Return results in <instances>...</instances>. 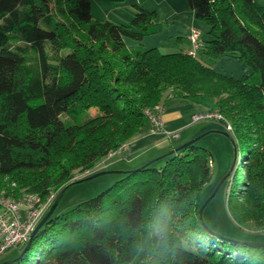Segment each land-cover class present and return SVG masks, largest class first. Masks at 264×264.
Wrapping results in <instances>:
<instances>
[{"label": "trees", "instance_id": "obj_1", "mask_svg": "<svg viewBox=\"0 0 264 264\" xmlns=\"http://www.w3.org/2000/svg\"><path fill=\"white\" fill-rule=\"evenodd\" d=\"M186 1L208 28L195 54L142 48L157 29L156 11L137 3L125 24L93 17L91 0H0V177L16 185L5 196L44 200L84 180L70 181L149 130L147 108L179 101L191 121L217 111L214 120L230 125L227 208L240 229L248 218L264 225V5ZM199 53L250 69L227 75ZM168 151L52 214L10 264H264V246L245 242L251 236L219 237L204 221L207 205L200 218L211 178L207 149L193 142Z\"/></svg>", "mask_w": 264, "mask_h": 264}, {"label": "rangeland", "instance_id": "obj_2", "mask_svg": "<svg viewBox=\"0 0 264 264\" xmlns=\"http://www.w3.org/2000/svg\"><path fill=\"white\" fill-rule=\"evenodd\" d=\"M136 3L146 9L156 11L154 24L157 29L155 32L144 36L140 43L142 48L156 47L162 53H171L190 47L189 35L194 30L201 32V39L209 37L205 22L194 17L193 13L188 9L186 0H91V13L96 18L109 19L126 24L130 22L135 13ZM126 42L131 46L138 45L137 41L130 38H127ZM199 56L203 62L208 63L215 70L234 77H240L250 69L248 65L239 61L237 58L221 56L209 63L200 53ZM166 106V114L171 117L169 119V127L180 126V129L171 130L165 128L168 134L177 132L176 137L169 138L167 137L168 135L165 136L164 134H152L148 130L147 134L149 135L145 136L136 145L137 149L135 150L134 156L137 158L135 160L130 162L127 159L125 160L124 157L129 152L128 144L130 145L132 140L138 135L126 142L120 149L110 152L92 170L83 172L75 171L70 181L101 170L108 172L91 179L73 182L59 193L57 192L60 188H57L53 192L55 194L53 201H58L53 215L66 211L79 202L105 190L121 177L122 172L119 173L116 171L124 170L125 168L135 169L140 167L149 160L159 157L168 151L171 145L183 143V140L188 137H190L188 140H191L200 136L196 143L206 148L211 158V178L204 186L205 195L209 196L234 162L235 145L232 141V134L226 131L225 126L221 122L214 119H201L192 122L191 114L185 112L186 107L179 101H171ZM95 112L96 107H90L88 110L90 115ZM175 114H179V116ZM231 177L230 175L229 180ZM12 181L10 176L0 177V197H8L3 193L16 186ZM226 182L221 184L213 198L207 204L203 212L204 221L210 229L218 233L235 237L244 231L245 234L251 236L255 241L264 242V225L257 226L255 222H252L253 220L251 218H248L247 221L243 222L247 227L244 230L240 229L233 220L226 204V195L228 193ZM23 193L32 194L33 192ZM255 231L262 233H253V235L249 233ZM19 253L16 249L6 251L0 257V264L13 260Z\"/></svg>", "mask_w": 264, "mask_h": 264}, {"label": "built area", "instance_id": "obj_3", "mask_svg": "<svg viewBox=\"0 0 264 264\" xmlns=\"http://www.w3.org/2000/svg\"><path fill=\"white\" fill-rule=\"evenodd\" d=\"M200 32L194 30L190 33L189 54H195V50L200 46ZM164 107L156 105L153 109L147 108L145 114L150 123L149 131L152 134H164L172 138L177 136V132L168 134L162 118ZM222 115L215 112L198 113L192 116V121L201 119H219ZM230 129V125L226 126ZM55 194H49L40 201L36 193H23L18 197H0V257L8 250L23 247L29 239L31 232L45 210L53 202Z\"/></svg>", "mask_w": 264, "mask_h": 264}, {"label": "water", "instance_id": "obj_4", "mask_svg": "<svg viewBox=\"0 0 264 264\" xmlns=\"http://www.w3.org/2000/svg\"><path fill=\"white\" fill-rule=\"evenodd\" d=\"M200 136H197V137H195V138H193V139H191V140H188V141H186V142H184V143H182V144H180L179 146H177V147H175V148H173V149H171V150H169L168 151V153H173V152H175V151H178L179 149H181V148H183V147H185V146H187V145H189V144H191V143H193V142H196L197 140H198V138H199ZM153 161V159L152 160H149L147 163H146V165L147 164H149V163H151ZM234 163V162H233ZM233 165V164H232ZM231 168H232V166H231ZM231 168H230V170H231ZM229 170V171H230ZM105 172H108V171H97V172H95V173H93V174H91V175H89V176H87L85 179H91V178H93V177H96L97 175H100V174H103V173H105ZM116 172H125L124 170H119V171H116ZM228 175V172L223 176V178L219 181V183L217 184V186L215 187V189L213 190V192L205 199V201L202 203V205L200 206V208H199V214H200V218H201V220H202V222H204L203 221V218H202V212H203V209L205 208V206L210 202V200L213 198V196L215 195V193L217 192V190L219 189V187L221 186V184L224 182V180L226 179V176ZM57 203H58V201L57 200H55V201H53L51 204H50V206L45 210V212L43 213V215L41 216V218L39 219V221L37 222V224H36V226L34 227V229H33V231L31 232V234H30V236H29V239H28V241H27V243L25 244V246H24V249L27 247V245H28V243L30 242V240L32 239V237H33V235L40 229V227L45 223V221L54 213V211H55V208H56V206H57ZM217 235L219 236V237H224L223 235H221V234H219V233H217ZM247 244H249V245H254V246H264V242H261V241H245ZM9 263H11V261H8V262H4V263H2V264H9Z\"/></svg>", "mask_w": 264, "mask_h": 264}, {"label": "crops", "instance_id": "obj_5", "mask_svg": "<svg viewBox=\"0 0 264 264\" xmlns=\"http://www.w3.org/2000/svg\"><path fill=\"white\" fill-rule=\"evenodd\" d=\"M256 3H258V4H261V5H264V0H254ZM189 9V8H188ZM187 49H189V47L188 48H186L185 50H187ZM166 112H167V106H166V109H165V111H164V113H163V119H164V121H165V126H166V128H168V129H171V130H178V128L180 129V126L179 127H173V128H170L169 126V119H171V117H170V115H167L166 114ZM182 114V113H181ZM176 116H179V114H175ZM147 135H149V134H147V132H145V133H143V134H140V135H138L137 137H135L133 140H132V142H131V144L129 145L128 144V150H129V152H127L126 153V156L124 157V159L126 160H128V161H133V160H135V158H137L136 156H134V154H135V150L137 149L136 148V145L145 137V136H147ZM190 137H188V138H185L184 140H183V142L184 141H186V140H188ZM126 147V146H125ZM142 147V146H141ZM17 250V249H16Z\"/></svg>", "mask_w": 264, "mask_h": 264}, {"label": "clouds", "instance_id": "obj_6", "mask_svg": "<svg viewBox=\"0 0 264 264\" xmlns=\"http://www.w3.org/2000/svg\"><path fill=\"white\" fill-rule=\"evenodd\" d=\"M155 234L156 235H161L160 231H157ZM150 235H152V233H150Z\"/></svg>", "mask_w": 264, "mask_h": 264}]
</instances>
